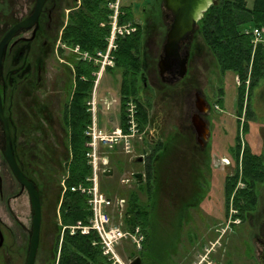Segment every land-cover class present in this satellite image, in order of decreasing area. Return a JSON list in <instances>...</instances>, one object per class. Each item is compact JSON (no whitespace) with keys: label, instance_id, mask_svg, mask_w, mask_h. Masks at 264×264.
I'll return each mask as SVG.
<instances>
[{"label":"rangeland","instance_id":"obj_1","mask_svg":"<svg viewBox=\"0 0 264 264\" xmlns=\"http://www.w3.org/2000/svg\"><path fill=\"white\" fill-rule=\"evenodd\" d=\"M245 2L248 7H251L253 0H245ZM144 6L149 8L147 12L141 8ZM165 11L164 0L134 2L133 19L141 25L144 35L142 52L146 88L142 90L141 97L151 100L152 106L149 109V125L143 131H139L137 128L138 132L130 139L131 153L126 152L122 138L111 145L99 144L97 155L101 159L104 158L107 164L103 165L100 162L98 185L101 192H108L109 197L103 193L113 205L108 210L111 225L123 231L122 211L119 212L115 208L116 200L126 199L127 194L131 190H136L137 185L142 183L137 180L136 176L134 181L127 184H123L121 180L131 177V173L134 175L142 173L154 144L161 140L172 141L179 130L189 125L186 109H190L189 105L194 102L195 92L199 90L212 106L211 117L208 119L212 138L209 152H206L209 156L207 159L209 169L204 168L202 171L203 201L196 210L187 212L184 219L180 221L181 226L175 229L172 225V219L176 214L173 215L172 198L168 197L166 193H162L156 215L152 219V223L155 224L154 231L157 233L154 240L149 237V246H153L151 244L153 241V244H158L160 256L163 259L162 264H259L260 247L256 237L259 236L260 228L264 222V184L258 188L259 195L255 210L246 214L245 221H234L230 218V215L235 213L233 209H230L227 219L224 217V179L233 172L235 167L233 159L229 157V149L234 145L237 130L235 102L237 86L240 83L235 80V76L231 72H226L224 75L219 72L214 56L203 44L202 38L197 32L198 28L190 41L192 44L190 46L191 58L187 65L185 78L183 77L184 79L173 84L162 83L158 74L157 62L171 22V17L170 19L164 18ZM196 50H198L197 56ZM69 59L76 61L75 58L59 54L57 59L47 62V69L51 68L50 72H53V69L59 68V66L70 68L69 66H72L73 62ZM112 61L111 68H114V55ZM89 63L94 62L90 61ZM94 65L98 66L99 70V64L94 63ZM95 77L97 82L100 80L98 83L96 82L97 88H93L92 92L94 96L87 105H89L92 123L94 122L96 130L102 136L110 138L120 124V76L117 72L109 74L105 70ZM220 90L223 91L222 95H220ZM218 100H221L222 104H216ZM250 101L253 118L248 123V134L242 137L244 142L252 147L250 149L264 156V76L253 90ZM130 103L134 104L128 102L126 110ZM126 114L128 115V113ZM240 123L242 122L240 121ZM67 137L68 135L62 139L67 152L65 155L57 154L58 164L69 160ZM180 149L182 148L180 147ZM186 167L189 171L187 174H195V172L192 173L189 166L182 162L179 166L181 174L177 175L181 181L182 179L187 180V175L183 176ZM108 169L112 171V175L103 176V171ZM5 170L0 162V173L5 182L10 183L13 178ZM65 172L66 170L63 168L61 181L65 177ZM2 195L4 197L0 199V222L2 224L0 229L4 239L0 248V264H25L31 235L30 203L28 197L24 195L7 204L6 197L11 194L5 187H3ZM139 197L144 203L146 197L140 193ZM43 211L44 225L41 228L40 246L34 264L51 263L52 246L57 234L56 225L50 228V225L54 223V216L49 217L47 207ZM228 220L231 223H228ZM176 222L179 221L176 220ZM164 246L166 250L162 251ZM144 253L146 256L148 251ZM114 254L117 260L108 258L112 259L113 264H131L136 257L141 259V264H150L149 258L154 259L150 255H147L148 259L139 255L130 239H122L115 246Z\"/></svg>","mask_w":264,"mask_h":264},{"label":"trees","instance_id":"obj_2","mask_svg":"<svg viewBox=\"0 0 264 264\" xmlns=\"http://www.w3.org/2000/svg\"><path fill=\"white\" fill-rule=\"evenodd\" d=\"M141 8L145 12L149 9L145 6ZM123 9L126 12L124 20H133L134 9L125 6ZM106 21L105 0H82L80 9L73 13L69 24L63 30L61 43L69 47L79 46L81 51L89 54L104 50L109 27H102L101 24ZM263 23L264 0H253L251 7L247 6L245 0H217L197 22V32L214 56L219 72L222 75L231 72L240 83L237 86L235 102L237 130L234 145L230 148L235 167L233 172L225 177L223 185L224 217L227 219L230 209H233L235 213L230 215V218L234 221H245L246 214L255 210L258 188L264 184V156L250 149L252 147L242 140V136L249 132L248 122L253 118L250 97L264 76V46L258 44L254 47L252 36L245 31ZM137 27L139 28L134 34L118 40V49L113 53L114 68L106 69L107 73L117 72L120 76L119 129L123 134L129 132L126 114L128 102H133L136 106L135 120L139 131H143L150 122L151 100L141 97L142 90L146 88L142 52L144 35L141 25ZM69 61L73 62L72 72L75 77L65 116L67 118L70 114L69 121H65L69 129L67 148L70 157L65 165L64 185L59 187L57 196L61 225L53 226L57 234L52 246L50 264H113L103 255L95 232H69L70 227L88 226L92 216L87 195L72 191L71 188L78 185L90 186L87 178L91 176V167L86 158L89 137L85 135V131L92 122L87 104L92 99L96 80L94 73L98 70L94 63L72 59ZM222 94L223 91L220 90V95ZM216 104H222V101L218 100ZM244 115L247 122L240 123V118ZM208 157L206 152H200L196 156L191 127L188 125L176 133L172 141L156 142L147 157L143 172L135 174L137 180L142 183L137 185L136 190H131L126 199L123 198L125 208L122 213V229H141L144 240L141 249L136 251L141 256H145L144 252L148 251L147 255L154 258H149L150 264L163 263L158 244L151 241L153 246H149L148 242L149 237L152 240L156 237L152 219L156 215L162 193L172 198L173 215L176 213L172 225L178 229L186 213L196 210L203 201L202 171L204 168L209 169ZM182 162L196 174H187L189 171L186 167V172H183V176L187 175L186 181L177 177L181 174L179 166ZM100 177L102 178V175ZM139 193L146 197L144 203L141 202ZM165 248L164 246L162 251Z\"/></svg>","mask_w":264,"mask_h":264},{"label":"flooded vegetation","instance_id":"obj_3","mask_svg":"<svg viewBox=\"0 0 264 264\" xmlns=\"http://www.w3.org/2000/svg\"><path fill=\"white\" fill-rule=\"evenodd\" d=\"M38 2L39 0H0V41L15 25L29 23L26 28H20L14 33L4 49L0 62V100L15 163L26 179L34 185L39 195L41 234L44 225L43 209L46 210V207L49 210L47 211L49 217L54 216V223L50 228L56 224L61 225L56 196L59 186L64 185V179L62 181L60 179L63 176L62 169H65L68 160L58 164L56 156L65 155L67 152L62 139L69 133L65 121H69L70 114L65 118L66 106L70 102L69 94L75 79L72 66H69L71 69L64 66L54 67L53 72H50L51 68L47 69L46 65L47 62L57 59L59 54L75 58L73 47L63 45L61 37L73 13L80 9L82 0H44L38 15L32 20ZM170 17L171 15L165 11L164 18ZM190 46L191 43L184 44L182 52L189 48L190 53ZM78 51L83 53L80 48ZM197 52L198 50L196 56ZM190 58L191 54L187 65ZM76 61L81 60L77 58ZM159 78L165 84H173L180 80L177 79L175 72ZM194 97V102L189 105L190 109H186L188 111L186 115L189 118L193 148L196 149L197 156L210 148L212 131L208 119L211 117L212 106L199 90H196ZM197 98L202 99L203 105H196ZM195 114H199L205 123V129L199 132H195L191 125V118ZM240 121L247 122V117L242 116ZM242 140L244 142L243 137ZM5 143V124L0 121V162L13 178V181L6 183L0 173V199L4 197L2 192L5 187L11 194L6 197L7 204L24 195L29 200L26 188L14 178L3 156ZM229 157L232 158L230 149ZM228 223L231 221L228 220ZM256 241L260 247L258 259L261 264V261H264L262 258L264 222Z\"/></svg>","mask_w":264,"mask_h":264},{"label":"built area","instance_id":"obj_4","mask_svg":"<svg viewBox=\"0 0 264 264\" xmlns=\"http://www.w3.org/2000/svg\"><path fill=\"white\" fill-rule=\"evenodd\" d=\"M139 0H105V7L107 9V21L102 23V27H109V33L105 37L106 47L104 50H99L94 54H89L88 52L81 53L78 51V46L73 47V54L75 58L83 62L93 61L95 64H99V70L97 73L100 75L107 67L113 64V53L116 52L118 48V40L124 39L131 36L137 30V26L140 25L133 20H124L126 12L123 7H131L134 9V2ZM246 34L252 36L253 46L258 44L264 45V23L258 27H254L245 31ZM80 52V53H79ZM76 58V59H77ZM97 82V79L96 81ZM135 104L130 103L127 108V119L129 125V132L127 134H121V130L118 128L113 132V135L109 138L102 136L99 131L96 130L94 122L87 127L85 135L89 137V142L87 143V148L89 150L86 153L87 163L91 167V176L87 178L90 186L85 187L78 185L77 187L71 188L72 191L81 192L88 197V205L91 210L92 216L89 221L88 226H76L70 227V234L75 233L76 230H80L81 234H88L89 231H93L97 234L99 238L100 245L102 247L103 255L107 256L109 259H115L114 248L122 239H130L136 250H140L142 247V242L144 240V235L140 231L139 227H135L132 232L122 231L118 227L111 225L110 216L108 215V210L112 208V202L106 195L100 191L98 185V177L100 174V162L101 164H107V161L103 158L101 159L97 155L99 144H114L118 139L124 140L125 150L127 153H131L130 139L135 136L138 132L137 124L135 120ZM227 162V160H224ZM131 177L123 178L121 182L123 184L130 183L134 181V173L130 174ZM124 200H116L115 208L120 212L124 209ZM64 228L62 229V231ZM112 260V259H111ZM117 260V258H116Z\"/></svg>","mask_w":264,"mask_h":264},{"label":"water","instance_id":"obj_5","mask_svg":"<svg viewBox=\"0 0 264 264\" xmlns=\"http://www.w3.org/2000/svg\"><path fill=\"white\" fill-rule=\"evenodd\" d=\"M44 0H39L37 3L32 20L36 18L39 13L40 6ZM217 0H164V8L171 15V22L165 35V40L162 46L161 55L157 62L158 74L163 78L166 74L175 72L177 79H182L187 73V64L190 56L189 48L182 52V46L190 43L192 35L197 30V22L202 18L203 13L213 5ZM29 23L23 22L12 27L9 32L0 41V62L10 39L14 33L20 28H26ZM163 82H165L162 79ZM196 105H203L202 99L197 98ZM201 112V111H200ZM0 121L5 124L6 143L3 156L7 165L18 183L26 188L31 216V235L29 238L28 253L25 264H34L39 247V236L41 226V205L40 199L34 185L29 182L22 172L17 167L13 153L10 147V139L8 136L7 125L2 115V107L0 100ZM191 125L194 131L199 132L205 129V123L199 114H195L191 118ZM103 176L108 177L112 175V171L108 169L103 171ZM3 243V235L0 231V247ZM264 259V255L262 256ZM131 264H141V259L136 257ZM264 264V261H261Z\"/></svg>","mask_w":264,"mask_h":264},{"label":"crops","instance_id":"obj_6","mask_svg":"<svg viewBox=\"0 0 264 264\" xmlns=\"http://www.w3.org/2000/svg\"><path fill=\"white\" fill-rule=\"evenodd\" d=\"M99 80H100V79H99ZM99 80H98V82H99ZM98 82H97V83H98ZM97 83L95 82L94 88H97V85H98ZM92 96H94V95H92Z\"/></svg>","mask_w":264,"mask_h":264}]
</instances>
